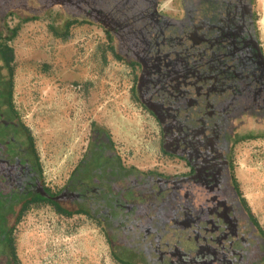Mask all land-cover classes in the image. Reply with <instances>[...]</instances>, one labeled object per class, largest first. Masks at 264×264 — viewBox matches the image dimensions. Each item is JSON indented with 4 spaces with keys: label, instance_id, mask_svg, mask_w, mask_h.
I'll return each instance as SVG.
<instances>
[{
    "label": "flooded vegetation",
    "instance_id": "1",
    "mask_svg": "<svg viewBox=\"0 0 264 264\" xmlns=\"http://www.w3.org/2000/svg\"><path fill=\"white\" fill-rule=\"evenodd\" d=\"M165 1L135 0L136 4L142 3L139 12L144 19L135 22L132 30L131 26L128 31L124 26L118 29L111 26V31L107 28L110 32H106L105 26L94 25L109 36L114 50L117 37H126V41H120L124 44L126 57L132 59L128 65L136 70L133 87L143 71L144 80L138 85L136 94L160 127L161 151L182 162L186 168L178 173H157L182 176L196 171L198 187L207 188V199L201 205H195L194 222L200 227V233L203 228V234H209L208 252L199 250L186 256L179 250H169L164 241L168 239L167 234L155 236V241L151 242L143 237L128 239L125 230L119 235L117 230L113 233L115 238L111 245L106 229L126 228L137 221V208L135 210L129 202L130 197L119 190L128 192L136 184V170L144 174L154 171L126 164L111 137L99 127L91 129L84 152L62 189L53 193L47 188L32 136L12 106L10 62L6 49L0 47V264H20L12 245V231L23 214L41 202H46L54 212L82 214L95 222L120 264H264V230L237 183L231 157L233 146L240 138H264V57L256 33L252 0H177L175 11H164ZM135 31L136 35L147 34L150 43L143 46L138 44L139 41L132 43L137 36L130 38L129 35ZM0 32L5 33L2 29ZM140 50L142 53L135 57L133 53ZM192 50L198 51L194 61L197 66L201 50L213 51L209 66L231 69L236 73L234 80L247 85L252 94L249 97L248 93L238 92V112L220 120L212 119L211 127L201 126L193 141L181 136L178 143L173 135H180L170 132L165 142L156 113L165 117V125L169 126L172 123L169 115L174 113L169 111L168 104L173 97L178 94L181 100L195 98L201 91L200 86L192 88L199 82L197 72L188 84L179 80L185 67L189 66L184 54ZM166 74L171 83L163 85L161 80ZM184 88L188 90L186 96L180 95ZM209 98L198 105L208 106ZM222 127L225 129L223 138L227 139L224 142L219 139ZM191 129L189 127L188 131ZM192 143H197L196 153L199 154L187 152ZM180 147L186 148L183 153L186 158L176 156L182 152ZM214 160L218 163L212 170H218L211 178L205 169ZM174 207L163 206L155 216L149 214L142 221L154 223L163 232L169 225V208Z\"/></svg>",
    "mask_w": 264,
    "mask_h": 264
},
{
    "label": "rangeland",
    "instance_id": "2",
    "mask_svg": "<svg viewBox=\"0 0 264 264\" xmlns=\"http://www.w3.org/2000/svg\"><path fill=\"white\" fill-rule=\"evenodd\" d=\"M176 2L165 1L164 11H175ZM252 7L264 57V0H252ZM58 14V8L37 19L13 13L4 21L7 32H0V47L11 57V103L32 136L47 188L62 189L94 127L107 132L128 165L186 171L162 153L160 127L133 95L136 70L117 59L109 36L94 24L60 26ZM231 157L237 183L264 230V138H240ZM12 245L20 264H120L95 222L54 212L46 202L23 214Z\"/></svg>",
    "mask_w": 264,
    "mask_h": 264
},
{
    "label": "trees",
    "instance_id": "3",
    "mask_svg": "<svg viewBox=\"0 0 264 264\" xmlns=\"http://www.w3.org/2000/svg\"><path fill=\"white\" fill-rule=\"evenodd\" d=\"M141 7L142 3L136 4L135 0H0V29L7 32L3 25V19L12 13L21 15L24 19H37L45 16L51 9L59 8L60 12L56 23L60 24V26L65 23L81 22L103 25L106 27V32L111 31V26L114 29L124 26L128 31L130 26V30H132V26L136 25L135 22L144 19L142 13L139 12ZM136 34L137 31H135V34H130L131 36L129 35V37L133 38V35ZM136 36L137 38L132 43L139 41L138 44L142 46L150 43L147 41L149 39L147 34L142 33ZM117 38L114 54L117 59L129 64L132 59L126 57V52L123 49L124 44L120 41H126V37L124 39L121 36ZM6 51L8 53V49ZM192 51H186L184 54L185 59L189 62V66L185 67L179 80L188 84V80L195 79L194 74L197 72L200 75L199 82L198 84H194L192 88L196 89L200 86L201 91H199V95L195 98L184 97L181 100L178 98V94L173 97V101L168 104L169 111L174 113L169 115V118L172 120L169 126L165 125V117L162 118L161 115L156 113V118L160 121L162 127V140L165 142L168 140L167 134L170 132L180 135H173L174 138L178 139V143L181 136L185 137L187 141H193L195 132L200 131L201 126L204 128L211 127L214 121L212 119L220 120L222 117L229 116L230 113L238 112L236 111L239 103L238 92H243V94L248 93L249 97L252 94V89H249L247 85L234 80L233 76L235 77L236 73L232 72L231 69L209 66V61L214 57L213 51H200L201 60L199 66L194 62L196 61L198 51ZM141 53L142 50L133 53V55L138 57ZM10 60L11 57L8 56V61L10 62ZM167 77L168 75L166 74L161 80L163 81V85L171 83L170 78L167 79ZM143 80L144 73L142 71L136 78L134 87H132L134 97L140 102L141 100L136 93L138 85L140 86ZM156 88L158 89V86ZM187 93L188 90L186 88L180 91V95L186 96ZM209 96L211 103L208 106L203 104L198 105L200 101L204 103V99ZM189 127L192 128L191 131H188ZM224 132L225 129L222 127L219 132V139L223 142L227 140L223 138ZM178 143L176 142V144ZM203 144L201 143V146ZM196 145L197 143H192L188 151L185 147H180L182 152L177 153L176 156L186 158L183 155L186 151L194 155L199 154L196 153ZM188 160L191 164V159ZM217 163L215 160L210 161L205 169L206 172H209L211 178L217 173L218 168L212 170L217 166ZM192 167L194 169V165ZM135 172L136 184L131 189H128V192L123 189L119 191H122L125 196L130 197L131 200L129 202L132 206L134 205L135 210L137 208V221L131 223L126 228L117 226L116 229H110V231L106 229V235L111 245L114 244L113 240L115 237L113 233L117 230L119 235L122 234V230H125L124 234L128 239H142L143 237L151 239V242L155 241V236L164 237L167 234L168 239H164V241L169 250H179L186 256L194 255L196 252H200L199 250H206L208 252L210 244L207 239L209 234H203V228H201L200 233V227L194 222L196 217L195 205L198 203L201 205L203 200L207 199V188H199L196 183V171L182 176H165L157 172L144 174L138 170ZM233 183L234 185L237 184L235 179H233ZM127 193H130V195ZM166 205L175 207L169 208L171 216L168 228L165 231L162 232L161 228L157 227L154 223L148 224L142 221L149 214L155 216ZM150 209L151 212L149 211ZM64 214L68 215L70 212ZM123 226L125 225L123 224Z\"/></svg>",
    "mask_w": 264,
    "mask_h": 264
}]
</instances>
